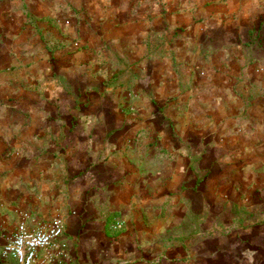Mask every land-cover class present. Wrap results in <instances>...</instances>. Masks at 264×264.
<instances>
[{
	"label": "crops",
	"instance_id": "1",
	"mask_svg": "<svg viewBox=\"0 0 264 264\" xmlns=\"http://www.w3.org/2000/svg\"><path fill=\"white\" fill-rule=\"evenodd\" d=\"M82 2L68 27L67 0H0V163H17L4 169L0 194L19 195L20 210L63 217L72 264L260 256L264 76L244 81L245 110L235 117L234 104L219 101L234 91L220 87L232 78L218 71L225 65L206 51L180 50L178 74L174 45L149 37L171 32L163 13L155 25L154 0ZM236 2L216 0L210 17L226 23L216 32L246 31L264 18L247 4L233 20Z\"/></svg>",
	"mask_w": 264,
	"mask_h": 264
},
{
	"label": "rangeland",
	"instance_id": "2",
	"mask_svg": "<svg viewBox=\"0 0 264 264\" xmlns=\"http://www.w3.org/2000/svg\"><path fill=\"white\" fill-rule=\"evenodd\" d=\"M67 9L69 11V17L64 18L63 23L69 26H75L78 21V13L82 10V0H67ZM221 5H226L227 0H219ZM236 2L237 11H233V20L237 19L239 16L237 12H242L241 10L246 11L247 4H250V8L254 9L253 12H263L264 13V0H239ZM242 2V3H241ZM136 3V2H135ZM144 3V2H142ZM220 5V2L218 3ZM145 5V3H144ZM154 15L155 25H161L162 19H158L157 16L162 15V13L167 16L168 19H165L164 24L168 23L170 27V33L168 35H163L162 33L149 35L153 36V42L161 46V44L168 40L173 46L174 49L171 51L170 61L173 65V69L178 73H184L182 71L183 60L179 58L180 50L185 53L187 50L196 49L201 53L206 51V57L217 59L220 66H224V71L218 69L219 72H223L222 76H231L232 78L228 79L227 82H220L221 88H226L228 85L230 89H233L232 96L230 98H219L220 105L225 104L230 106L234 104V113L235 117H242L244 114L243 100L241 98V91L245 89L244 81L246 79L254 77L264 76V18H257L254 22L252 29L245 30H230V33L217 30L216 27L224 26L218 25L219 19L216 17H210L211 12L214 13L216 10V0H154ZM152 5L149 4L151 7ZM62 10V5L59 8ZM96 9V7H95ZM248 10V9H247ZM66 12V13H67ZM72 15H76L73 16ZM141 15H144L141 14ZM145 16V15H144ZM232 16L228 17V24H231L229 21L232 20ZM149 20L151 19V14H149ZM158 19V22L156 20ZM223 21L227 20L226 18L222 19ZM216 32V33H215ZM80 38L76 36L73 39L74 44L80 45ZM149 43L150 40L148 41ZM70 47V46H68ZM213 48V50H211ZM109 55L114 53L113 49L107 48ZM111 51V52H110ZM213 54L211 55V53ZM112 57V56H111ZM181 57V56H180ZM114 61V59H111ZM231 60L234 61V67L231 65L228 68ZM120 61V60H119ZM227 62L228 64H223ZM113 66V65H112ZM123 68V67H122ZM128 70L129 66L123 68ZM184 69V68H183ZM104 74H111L112 71L107 69V66L103 69ZM101 70V71H102ZM200 70V69H199ZM229 70L230 72H227ZM4 72V69L0 67V73ZM234 74H231L233 73ZM116 74H112V77H115ZM225 78V77H224ZM237 94H233V93ZM240 95V96H238ZM6 98H0V107L5 105ZM172 101L174 99H171ZM247 101V99L245 100ZM176 104V103H175ZM1 109V108H0ZM154 119L167 123L166 126H173L174 119L168 117L163 113H158L154 115ZM4 119L0 116V122ZM16 162L12 163H0V179L4 176L5 168L10 165H16ZM17 194L7 195L0 194V247L3 244L4 240L7 237L12 235V230H9V226L17 225L20 221H27L29 223L36 222L37 224H48L54 219L58 218L64 221L65 229L67 230L66 221L63 217L56 215L52 218H42L38 214L32 212L31 210L19 209L17 206L18 200ZM12 206V207H10ZM119 222V221H118ZM121 223V222H119ZM117 224V222L115 223ZM122 224V223H121ZM7 225V226H5ZM121 227L113 226V229L117 230ZM66 230L64 234V240L67 245L63 248L52 247L45 251H42L39 255L36 264H72V258L70 253H68V240L66 238ZM55 250V253L49 251ZM48 251V252H47ZM46 252V253H45ZM238 256L237 259L230 261L229 264H264V253H261L260 256L256 253H251L250 256L246 258L240 257V254L235 253ZM11 257L0 256V264H7V259ZM14 261V260H13ZM226 262V261H225ZM13 264H16L14 262Z\"/></svg>",
	"mask_w": 264,
	"mask_h": 264
},
{
	"label": "built area",
	"instance_id": "3",
	"mask_svg": "<svg viewBox=\"0 0 264 264\" xmlns=\"http://www.w3.org/2000/svg\"><path fill=\"white\" fill-rule=\"evenodd\" d=\"M122 224L117 222L116 227ZM65 223L54 219L48 224L29 223L20 221L12 235L4 240L0 247V256L11 257L18 264H36L39 255L52 247L65 248Z\"/></svg>",
	"mask_w": 264,
	"mask_h": 264
}]
</instances>
